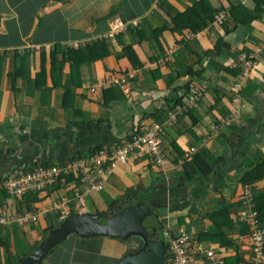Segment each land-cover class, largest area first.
I'll list each match as a JSON object with an SVG mask.
<instances>
[{"label": "crops", "instance_id": "1", "mask_svg": "<svg viewBox=\"0 0 264 264\" xmlns=\"http://www.w3.org/2000/svg\"><path fill=\"white\" fill-rule=\"evenodd\" d=\"M200 3L223 22L203 19ZM117 18L129 28L112 38ZM199 21L201 29L188 28ZM240 54L255 65L236 89ZM127 74V86L103 90ZM156 124L169 164L159 167L146 153L130 157L103 191L87 194L83 186L91 211L132 190L168 236L183 226L224 264H250L252 213L259 218L264 199V2L0 0V209L14 216L72 195L61 184L15 199L3 187L11 173L66 166ZM253 170L258 175L248 180ZM55 224L41 216L0 227V264H17ZM71 240L69 255L43 264H98L99 252L105 264H118L131 247L107 237Z\"/></svg>", "mask_w": 264, "mask_h": 264}, {"label": "built area", "instance_id": "2", "mask_svg": "<svg viewBox=\"0 0 264 264\" xmlns=\"http://www.w3.org/2000/svg\"><path fill=\"white\" fill-rule=\"evenodd\" d=\"M215 22L221 24L224 20L222 14H217ZM138 23L134 24L136 27ZM129 26L121 19L117 18L112 22L110 37H116ZM235 65L239 68L240 74L235 88H240L248 78L252 67L255 65L253 57L249 54H240ZM129 74L120 78H112L102 83L103 90H109L112 86L122 84L127 86ZM134 77V75H133ZM132 78V76H131ZM98 90L97 86L92 88V92ZM181 112V110H180ZM177 113H175L176 115ZM172 117H175L174 114ZM160 125H154L144 129L131 140H125L113 149H100L89 156H81L73 159L66 166L40 165L32 170L20 169L11 173L4 181L5 192L18 200L26 196L39 194L53 189L59 180L72 177L66 186L72 191V195L65 194L43 209L17 213L9 216L6 208L0 209V227H6L12 222L18 225H30L44 218L54 216L57 223L64 221L70 215H87L92 213L91 208L85 199L83 186L87 188V194L93 191L101 192L121 164H126L130 157H139L140 153L149 155L151 161L159 166L166 167L169 160L162 147L159 145L157 137ZM253 218L249 228V242L252 258L250 264H264V223L257 219L256 211L252 213ZM168 258L169 264H224L223 256L218 254L210 244L200 241L195 235L187 231L185 227H180L174 236H168Z\"/></svg>", "mask_w": 264, "mask_h": 264}, {"label": "water", "instance_id": "3", "mask_svg": "<svg viewBox=\"0 0 264 264\" xmlns=\"http://www.w3.org/2000/svg\"><path fill=\"white\" fill-rule=\"evenodd\" d=\"M131 197L112 216L104 214L70 215L60 222L44 240L17 264H43L51 252L70 235L82 238L107 237L131 246L118 264H169L165 232L142 202ZM139 246H141L139 248Z\"/></svg>", "mask_w": 264, "mask_h": 264}, {"label": "trees", "instance_id": "4", "mask_svg": "<svg viewBox=\"0 0 264 264\" xmlns=\"http://www.w3.org/2000/svg\"><path fill=\"white\" fill-rule=\"evenodd\" d=\"M260 1V3H262V2H264V0H259ZM200 4H202V3H200ZM205 5V6H204ZM202 15H203V19L205 18V19H208L209 21H213L215 18H213V16H214V13H213V10L211 9V8H209L208 6H206V4H202ZM233 9H235L234 7H233ZM201 18H202V16H201ZM173 21H175V20H173ZM200 23V26L198 27L197 26V24H199ZM240 23H248V21H243V20H241L240 21ZM204 25V23L202 22H195L194 23V26L192 25V23H190V25H188V28L190 29V30H192V31H197L198 29H201V27ZM257 169H259V168H257ZM255 170H253L252 172H250V173H248V174H246L245 175V177L248 179V180H251V179H253L254 177H256L257 175H258V173H256V174H253V172H254ZM260 174H262V172L261 173H259V175ZM71 179H73L72 177H68V178H66V179H62V180H59V183L57 184L58 186L59 185H67V183L71 180ZM243 179L244 180H246L244 177H243ZM248 180H246V181H248ZM135 194V192L134 191H128L127 193H126V195L124 196V197H122V198H120L119 200H116L115 202H113V204L108 208V209H106V210H104V211H102V210H96L95 212H93V211H91L92 212V214H95V215H100V214H104L105 216H106V218H108V217H110V216H112V215H114L118 210H119V207L120 206H124V205H126V204H128L129 203V199L133 196ZM263 198H264V196H263ZM260 199V200H259ZM257 201H259V203L257 202V205H256V210H257V212H258V214H259V220H260V222L261 223H264V218L263 217H261L260 215V213H261V211L264 209V203L262 204L261 202H264V199L262 200V197L261 198H259ZM262 200V201H261ZM33 208H30V207H28V209L27 210H29V211H31ZM59 223H57V224H55V225H51L50 227H48L47 229H46V231H45V236H44V238H46L47 236H48V234H49V231L50 230H52V229H54L57 225H58ZM101 238V237H100ZM121 241V240H120ZM39 245V244H38ZM37 245V246H38ZM36 246V247H37ZM8 252H9V249H8Z\"/></svg>", "mask_w": 264, "mask_h": 264}, {"label": "rangeland", "instance_id": "5", "mask_svg": "<svg viewBox=\"0 0 264 264\" xmlns=\"http://www.w3.org/2000/svg\"><path fill=\"white\" fill-rule=\"evenodd\" d=\"M51 218H55L54 216H51ZM56 219V218H55ZM72 236L73 235H70L69 236V240L67 239L65 242H63L61 245H59V246H57L52 252H51V254L46 258V261H48V258H50V260H52V261H54V259H57L55 256H67V255H69L68 254V248H70L69 246L71 245V243H72V241L73 240H71L72 239ZM19 243L18 242H16V247H17V249H18V245ZM104 244H106L107 245V247H117V245L118 244H116V243H114L113 242V244H109V242H104ZM64 245V246H63ZM62 246V247H61ZM100 247H104V248H106L104 245H101ZM66 251V252H65ZM100 254H98V253H96L95 254V256H96V259H97V262H98V264H105V262H106V258L105 259H103L105 256L101 253V252H99ZM69 258V257H68ZM68 258L66 259V262H68ZM114 260L113 259H111V262H113Z\"/></svg>", "mask_w": 264, "mask_h": 264}, {"label": "flooded vegetation", "instance_id": "6", "mask_svg": "<svg viewBox=\"0 0 264 264\" xmlns=\"http://www.w3.org/2000/svg\"><path fill=\"white\" fill-rule=\"evenodd\" d=\"M141 246H139V248H140Z\"/></svg>", "mask_w": 264, "mask_h": 264}]
</instances>
